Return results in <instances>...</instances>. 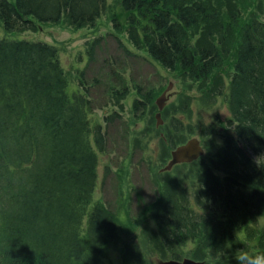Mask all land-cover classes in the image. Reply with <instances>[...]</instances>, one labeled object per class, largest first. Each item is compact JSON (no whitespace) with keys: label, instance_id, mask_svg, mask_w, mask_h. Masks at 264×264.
Instances as JSON below:
<instances>
[{"label":"trees","instance_id":"obj_1","mask_svg":"<svg viewBox=\"0 0 264 264\" xmlns=\"http://www.w3.org/2000/svg\"><path fill=\"white\" fill-rule=\"evenodd\" d=\"M103 2L0 0V24L6 32L34 30L36 22L57 24L65 16L76 29L93 27ZM119 3L128 15L126 33L133 47L196 80H209L222 54L229 52V37L239 23V10L233 8L222 38L215 41V32L207 29L192 43L194 28L219 19V11L211 10L206 0ZM113 21L119 29L117 18ZM67 88L54 44L0 38V264H98L105 246L117 236L112 210L99 204L85 209L92 200L97 151L106 148V132L99 123L89 124L88 98L69 94ZM212 93L213 98L222 95V84ZM152 99L147 92L133 102V110H142ZM227 100L234 127L217 153L223 176L208 165L200 170L202 192L218 204V211L197 212L186 194L168 185L151 208L161 255L179 259L177 246L192 241L194 256L201 257L209 244L218 249L236 245L235 231H242L260 242L264 257V226H256L258 217H264L262 21L251 19L240 29ZM171 125L179 130L180 121L172 119ZM123 264L147 263L140 254H131ZM229 264L255 263L248 259Z\"/></svg>","mask_w":264,"mask_h":264},{"label":"rangeland","instance_id":"obj_2","mask_svg":"<svg viewBox=\"0 0 264 264\" xmlns=\"http://www.w3.org/2000/svg\"><path fill=\"white\" fill-rule=\"evenodd\" d=\"M206 2L211 10L219 11V19L203 21L194 28L190 37L192 43L207 29L215 32L213 39L218 41L230 23L233 8L239 10V23L227 43L229 52L222 54L220 65L206 81L196 80L180 69L170 71L144 50L135 49L127 38L128 15L119 0H104L101 15L93 27L76 29L65 16L57 24L36 22L34 30L6 32L0 24V38L45 41L58 48L69 94L79 92L88 98L89 124L99 123L106 132V148L103 152L97 151L92 200L85 209L88 211L99 204L112 210L117 218V236L105 246L98 264H123L131 254H140L147 264L172 259L159 253L154 241L158 230L151 215L153 204L161 200L168 185L186 194L197 212L214 214L218 211V204L202 192L200 170L208 165L216 175L223 176L218 169L217 153L224 136L233 132L227 94L239 32L251 19L264 22V0ZM113 18H117L119 29L114 27ZM217 84H222L223 93L213 98L209 94L214 96L212 92ZM166 89L167 97L159 117L161 122L157 124L159 109L155 100ZM149 91L152 102L134 111L133 102L143 100ZM111 115L115 119L106 122ZM172 119L180 121L179 130L173 129ZM190 138L201 142L204 154L193 162L160 171L171 158V150ZM86 220L87 214L82 229ZM256 226L258 229L264 226V217H258ZM235 234L238 237L236 245L226 243L218 249L209 244L202 249L201 257L194 256L195 242L178 245L179 259L229 264L248 259L255 263L262 257L257 239L247 237L242 231H235Z\"/></svg>","mask_w":264,"mask_h":264},{"label":"water","instance_id":"obj_3","mask_svg":"<svg viewBox=\"0 0 264 264\" xmlns=\"http://www.w3.org/2000/svg\"><path fill=\"white\" fill-rule=\"evenodd\" d=\"M163 100H164V95H162L156 102L159 109H162L164 105ZM156 116L157 118H159V113ZM160 122L161 121L158 119L157 124H160ZM203 153H204V149L200 145L199 140L197 138H191L185 144L177 146L175 149L171 151V159L161 169V171L170 170L172 166L178 163L191 162L197 159ZM158 264H201V262L191 258H184L182 260H175V259L163 260L158 262Z\"/></svg>","mask_w":264,"mask_h":264},{"label":"clouds","instance_id":"obj_4","mask_svg":"<svg viewBox=\"0 0 264 264\" xmlns=\"http://www.w3.org/2000/svg\"><path fill=\"white\" fill-rule=\"evenodd\" d=\"M255 264H264V257H258L255 261Z\"/></svg>","mask_w":264,"mask_h":264}]
</instances>
